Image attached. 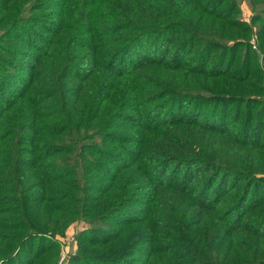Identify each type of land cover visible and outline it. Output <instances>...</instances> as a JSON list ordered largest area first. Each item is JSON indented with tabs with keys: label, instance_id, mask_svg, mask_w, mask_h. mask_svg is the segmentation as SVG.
I'll return each mask as SVG.
<instances>
[{
	"label": "trees",
	"instance_id": "16d2710c",
	"mask_svg": "<svg viewBox=\"0 0 264 264\" xmlns=\"http://www.w3.org/2000/svg\"><path fill=\"white\" fill-rule=\"evenodd\" d=\"M253 37L236 0H0V264L75 222L69 264H264Z\"/></svg>",
	"mask_w": 264,
	"mask_h": 264
},
{
	"label": "rangeland",
	"instance_id": "374dc122",
	"mask_svg": "<svg viewBox=\"0 0 264 264\" xmlns=\"http://www.w3.org/2000/svg\"><path fill=\"white\" fill-rule=\"evenodd\" d=\"M236 1L238 4V18H240L241 21H243L247 24L251 23V18L253 16V14L258 13L261 8H264V4L257 3L255 5H253L251 0H236ZM262 17H263V15H262ZM253 25H254V27H257L256 24H253ZM250 44L252 45L251 54L255 56V57H252L253 62L255 64L257 70L259 72H261L264 76V59H263L264 48L261 49L257 46V43H256L254 37L251 39ZM225 65H226V63H225ZM238 65H240V64H237V66H234V67H238L242 71V67H240ZM2 67L5 68V70L2 72H9L10 71L5 66L2 65ZM244 69L245 68L243 67V70ZM25 78H26L25 72L20 73V75L18 76L19 80L20 79L24 80ZM10 83H11L10 85H13L15 88L17 87L16 86L17 83L15 81L10 82ZM263 87H264V84H263ZM263 87H262L261 94H254L251 97L253 103L250 106H255V108H257V109L260 108V106L262 105L261 102L262 101L264 102V89H263ZM6 93H8V92L5 91L3 88H1L0 96H3V95L6 96ZM200 105H201V102H195L194 105H192L193 106L192 108H194V111L192 109L190 111H193L194 113H199L198 112V109H199L198 106H200ZM203 105H205V107L207 108V112L204 113L203 116L204 117L208 116V119H211L213 117L211 115L213 114V111L215 108L219 109L220 107H222V106H219V104L217 105L215 103L213 104V103H207V102H204ZM235 107H236L235 105H233L231 107H229L227 104L223 105L222 112L224 114L222 115V117H223V119L226 118V123H228V121H230L232 119L233 113L236 110ZM255 111L256 110H254V112H253L254 114H255ZM244 114H246L245 110H244ZM222 117H221V112L219 113V111L217 110L215 118L220 120ZM241 118L243 119V116H241ZM256 120L257 119L255 118V115H253L252 127H251V130L249 132V137H251L255 131L254 130V124H255ZM262 121L264 123V118ZM241 128L243 129L244 125ZM235 129H237L236 131H238L239 133H242V130H240V128L239 129L235 128ZM263 190H264V184L260 185V188L258 190V196L257 197L259 198V200L263 198V195H262V193L264 194ZM81 230H82V224L80 222H75L68 227V229H67V231L63 237H57L56 236V241H58V242H56L58 245L55 244L56 245V251L59 252L56 264H69L71 257H74L77 254L78 247H77L76 237L79 235ZM45 249L48 250V245L44 246L43 250H45Z\"/></svg>",
	"mask_w": 264,
	"mask_h": 264
}]
</instances>
